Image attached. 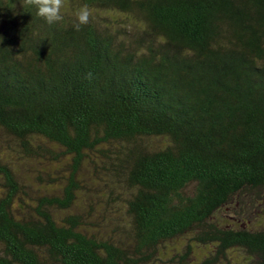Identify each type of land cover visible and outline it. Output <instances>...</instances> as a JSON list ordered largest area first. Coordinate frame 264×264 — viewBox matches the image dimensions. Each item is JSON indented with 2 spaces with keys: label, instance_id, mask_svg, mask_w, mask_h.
Listing matches in <instances>:
<instances>
[{
  "label": "trees",
  "instance_id": "1",
  "mask_svg": "<svg viewBox=\"0 0 264 264\" xmlns=\"http://www.w3.org/2000/svg\"><path fill=\"white\" fill-rule=\"evenodd\" d=\"M67 4L0 0V264H264V222L220 218L264 191V0Z\"/></svg>",
  "mask_w": 264,
  "mask_h": 264
},
{
  "label": "rangeland",
  "instance_id": "2",
  "mask_svg": "<svg viewBox=\"0 0 264 264\" xmlns=\"http://www.w3.org/2000/svg\"><path fill=\"white\" fill-rule=\"evenodd\" d=\"M104 15L106 16L107 14ZM108 15L116 17V15H113L112 13H109ZM152 143L154 144V146L161 144V142L158 139H155V142ZM142 144L148 145L147 142H145V140L143 141ZM151 147H153V145ZM1 148L4 149L5 154L7 153L9 155V160L12 161L15 165L20 167V172L24 178H28V177L30 178L32 174H34L35 168L38 169L41 168V164L36 162H32V165H27L26 163H24V161L19 156L21 153L17 152V147L10 139H7L5 141V144H3ZM110 148L111 149L113 148V151L119 150V148L115 144L111 145ZM121 149L122 148H120V150ZM41 169L45 170L44 165L42 166ZM43 179L46 180L44 175H43ZM236 199L237 198L235 197L233 198L231 203L228 204V207L225 209L226 210L225 213L220 215V218L222 217L223 220L228 221L229 219H231V217H229L230 214L234 216L233 214V210H234L244 216L243 220H245V222H252V223H254V221L259 223L264 222V191L257 193L250 192V194L245 195L243 197V199L241 200L242 201L241 204L236 202ZM183 241L185 240L181 239L178 242L166 243V246L161 255L164 256L165 254H167L168 257H171L173 255L174 250L182 249ZM201 251L202 250H200V246H195L193 247L192 253H194V255L201 257L200 254Z\"/></svg>",
  "mask_w": 264,
  "mask_h": 264
},
{
  "label": "clouds",
  "instance_id": "3",
  "mask_svg": "<svg viewBox=\"0 0 264 264\" xmlns=\"http://www.w3.org/2000/svg\"><path fill=\"white\" fill-rule=\"evenodd\" d=\"M37 9V15L42 17L47 24L54 25L63 21L66 9L69 7L67 0H30ZM74 27L79 30L83 26H88L96 13L89 5L83 4L74 9Z\"/></svg>",
  "mask_w": 264,
  "mask_h": 264
}]
</instances>
